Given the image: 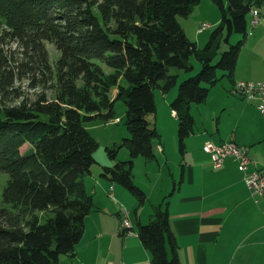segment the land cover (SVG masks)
I'll return each instance as SVG.
<instances>
[{"label": "trees", "instance_id": "trees-1", "mask_svg": "<svg viewBox=\"0 0 264 264\" xmlns=\"http://www.w3.org/2000/svg\"><path fill=\"white\" fill-rule=\"evenodd\" d=\"M211 1L222 18L201 50L178 16L189 17L202 0H0V167L10 176L3 198L14 209L0 207V264H61L75 255L95 209L85 178L99 142L85 124L119 119L120 100L131 137L107 147L113 165H103L101 176L130 191L138 208L146 203L134 169L138 158H157L160 135L149 119L157 112L155 89L167 95L179 85L171 109L185 152L195 132L192 105L233 78L248 17L264 16V0ZM233 33L243 38L213 64L221 39ZM47 42L60 51L56 64ZM192 58L201 71L179 83L171 69L192 72ZM138 225L152 264H181L167 207L155 206Z\"/></svg>", "mask_w": 264, "mask_h": 264}, {"label": "crops", "instance_id": "crops-1", "mask_svg": "<svg viewBox=\"0 0 264 264\" xmlns=\"http://www.w3.org/2000/svg\"><path fill=\"white\" fill-rule=\"evenodd\" d=\"M260 16L257 25L252 24L253 14L249 18V35L233 78H223L230 83L229 95L222 94L225 99L210 109L211 122L195 129L185 152L174 135L172 141L155 143V160L137 159L135 168H145V182L134 169V181L148 197L142 207L121 185L101 176L102 166L113 163L107 157L99 159L102 164L85 178L95 209L86 217L75 255L64 257L61 264H152L138 224L148 223L157 205L169 210L181 264H264V197L252 195L236 160L216 168L204 149L208 141L247 146L250 171L264 175V113L257 100L233 93L237 82H264V16ZM125 219L130 223L127 229Z\"/></svg>", "mask_w": 264, "mask_h": 264}, {"label": "rangeland", "instance_id": "rangeland-1", "mask_svg": "<svg viewBox=\"0 0 264 264\" xmlns=\"http://www.w3.org/2000/svg\"><path fill=\"white\" fill-rule=\"evenodd\" d=\"M19 1L20 0H14L15 3ZM24 9L25 8L22 7L21 10ZM250 16L248 18H250ZM221 18L222 13L217 5H215L211 0H202L199 5L194 7L193 13L189 17L186 18L183 16H178V21L188 38L195 42L199 49L203 50L210 41L212 33L218 27V21H220ZM203 24H209L210 28L205 30L203 33H200L199 29ZM226 37L227 35L225 34V37L221 39L218 45L219 47L217 49V55L213 59V64L217 63L223 52L228 51L232 45L236 44L240 39H242L243 35L233 33L230 36L229 41L225 40ZM46 46L48 48L52 64H56L60 58V51L53 42H47ZM192 63H194V70L192 72L186 73L176 68L171 69V73L179 74V83L191 76H196L201 71V65L195 58H192ZM229 88L230 83L228 79L225 78L222 80L220 85L211 90L210 97L206 103L201 105H192V114L196 120L195 129H198L199 126H202L204 121L211 122L210 109L220 105L221 101L225 99V97H222V94L225 93V95H229ZM178 91L179 85L167 95H164L159 89H155L154 91L157 112L155 115L150 116L149 119L152 125L157 128V131L160 135L159 138L154 140V143L156 144L164 143L169 140L172 141V137L174 135L177 136L179 144V121L171 109V102L177 97ZM126 117L127 105L124 101L120 100L115 104V118L119 119H114L109 123H104L101 120H95L85 124L91 135L99 142V148L95 152L97 163L92 167V172H95L96 169H98V167L102 164V161L99 159L107 157L108 160H110L106 151L107 147H110L114 141L117 142L115 144L121 145L123 144L124 139L131 137L130 131L126 125ZM119 120L120 122H118ZM114 135L115 137L113 139ZM128 158L129 151L126 147H122L120 149L118 159L125 161ZM135 172L138 173V177L140 179H142L144 182L146 181L145 176L142 175L145 173L144 166L137 165ZM9 177V174L0 167V207L14 210L10 204L4 201L3 198V192L8 184ZM87 178L88 177H86V179ZM122 188L127 190L123 186ZM127 192L132 195L130 191L127 190Z\"/></svg>", "mask_w": 264, "mask_h": 264}, {"label": "built area", "instance_id": "built-area-1", "mask_svg": "<svg viewBox=\"0 0 264 264\" xmlns=\"http://www.w3.org/2000/svg\"><path fill=\"white\" fill-rule=\"evenodd\" d=\"M260 19L261 17H253L252 24L257 25ZM208 28H210L209 24H203L200 31ZM233 93L251 100H257L258 108L264 113V82H237L233 87ZM204 149L211 155L212 162L216 168L221 167L228 159L236 160L239 169L244 173L245 183L251 189L252 195L257 199L264 197V175L257 170L250 171L251 158L249 156V147L233 141L220 145L208 141ZM123 227L126 229L130 227L128 219L124 220Z\"/></svg>", "mask_w": 264, "mask_h": 264}, {"label": "bare ground", "instance_id": "bare-ground-1", "mask_svg": "<svg viewBox=\"0 0 264 264\" xmlns=\"http://www.w3.org/2000/svg\"><path fill=\"white\" fill-rule=\"evenodd\" d=\"M259 12L258 11H254V17H259Z\"/></svg>", "mask_w": 264, "mask_h": 264}]
</instances>
